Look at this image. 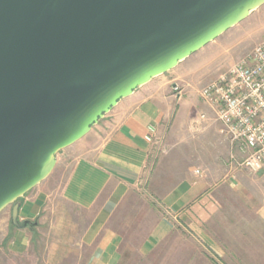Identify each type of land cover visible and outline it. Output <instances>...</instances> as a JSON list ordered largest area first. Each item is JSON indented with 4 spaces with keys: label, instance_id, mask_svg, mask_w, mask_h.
<instances>
[{
    "label": "crops",
    "instance_id": "crops-1",
    "mask_svg": "<svg viewBox=\"0 0 264 264\" xmlns=\"http://www.w3.org/2000/svg\"><path fill=\"white\" fill-rule=\"evenodd\" d=\"M164 74L57 154L20 199L29 224L0 219V264H264V191L250 187L262 176L232 163L236 145L224 175L197 143L182 163L170 130L183 98Z\"/></svg>",
    "mask_w": 264,
    "mask_h": 264
},
{
    "label": "water",
    "instance_id": "water-1",
    "mask_svg": "<svg viewBox=\"0 0 264 264\" xmlns=\"http://www.w3.org/2000/svg\"><path fill=\"white\" fill-rule=\"evenodd\" d=\"M264 0H0V214L120 99Z\"/></svg>",
    "mask_w": 264,
    "mask_h": 264
},
{
    "label": "rangeland",
    "instance_id": "rangeland-1",
    "mask_svg": "<svg viewBox=\"0 0 264 264\" xmlns=\"http://www.w3.org/2000/svg\"><path fill=\"white\" fill-rule=\"evenodd\" d=\"M262 39H264V5L164 74L165 77L177 78L173 88L181 92L183 98L179 108L181 119L174 120L170 130L173 141L178 143L177 147H185L183 151L187 155L183 164H188L190 161L194 163L193 156L188 155L192 151L189 148L191 143L200 144L199 150L206 153L203 155L206 167L216 175H224L229 171L232 154L236 157L237 151L238 156H241V151L233 148V144L221 132L222 125L214 111L201 97V89L219 79L232 64L245 57ZM212 153H217L221 162L215 161ZM240 158L239 163H235L233 159L232 163L234 162L237 168L245 170L248 176H262L252 181L250 187L264 191V169L252 174L241 164L243 157ZM257 199L262 198L257 197ZM10 215L11 206L2 212L0 219L4 217L8 220Z\"/></svg>",
    "mask_w": 264,
    "mask_h": 264
},
{
    "label": "built area",
    "instance_id": "built-area-1",
    "mask_svg": "<svg viewBox=\"0 0 264 264\" xmlns=\"http://www.w3.org/2000/svg\"><path fill=\"white\" fill-rule=\"evenodd\" d=\"M201 97L216 114L224 136L244 153L241 164L252 174L263 170L264 39L202 87Z\"/></svg>",
    "mask_w": 264,
    "mask_h": 264
}]
</instances>
